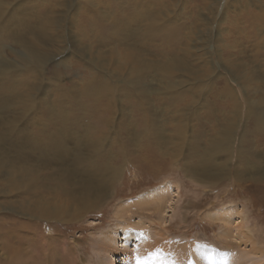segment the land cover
Segmentation results:
<instances>
[{
    "label": "rangeland",
    "instance_id": "374dc122",
    "mask_svg": "<svg viewBox=\"0 0 264 264\" xmlns=\"http://www.w3.org/2000/svg\"><path fill=\"white\" fill-rule=\"evenodd\" d=\"M128 1L0 0V264H184L198 242L264 262V0H153L151 36ZM123 220L125 251L104 241Z\"/></svg>",
    "mask_w": 264,
    "mask_h": 264
},
{
    "label": "bare ground",
    "instance_id": "6f19581e",
    "mask_svg": "<svg viewBox=\"0 0 264 264\" xmlns=\"http://www.w3.org/2000/svg\"><path fill=\"white\" fill-rule=\"evenodd\" d=\"M152 3H154V1L150 2L149 0H129L128 5H127V9L132 10V11H134V9L137 6H139V13H142L146 16V18H147V23L145 22L146 28L144 27L145 28V34H144L145 36H147V35L151 36V34L153 35V32L155 33V26H156L155 22L158 19L157 18L158 14L156 13V11L154 12L153 10H151V5H153ZM214 8L215 9H213V12L212 11L209 12L205 16V19H202L200 21L201 25L199 23V32L197 35H198V39L199 40L201 39V42L205 41V40H203V38H205L204 37L205 33L209 29L210 24L212 23L214 12L217 8V3H216ZM224 14H225V10L221 16L224 17ZM165 16H167V15H165ZM132 19L133 18H131L130 20H132ZM162 19H164V17ZM135 20L137 21L136 18H135ZM163 23H164V21H163ZM114 25L127 27V25L130 26V22H129V24H127L126 22H122V21L119 22L118 21V22H115ZM163 32H164V30H163ZM50 34H51V36H53L52 39H50V41L53 44V42L56 41L55 38H57L58 33H57L55 28H52ZM211 36L212 35H209L206 37L209 38ZM205 42H202V43H205ZM59 49H60V47H59ZM58 52H60V50H58ZM113 53L118 55L119 57H121L120 58L121 63H118L119 66L123 67V66H126L128 63H131V64H133L132 69H134L135 73L138 72L137 70H140L141 65H143L142 68L144 67L145 70H146V68H151L150 66H148L146 60L139 59L137 57L138 55L133 54L132 52L131 53L129 52V54H126L124 52L121 53L119 50L115 49V52H113ZM45 63L46 62L44 60H42V57L37 55V54H32V53L26 54V60L23 58L22 64H26L27 66L31 67V70L33 71L30 78L34 84L39 79H42L43 77H45V75L43 74ZM7 66H8V61L4 64V66H2V64L0 63V73L3 72L4 70H7ZM39 85H41V82ZM87 86H90L93 89H97V87L92 83H89ZM39 89L40 88L38 87V91H39ZM109 121H110V119L107 120V122H109ZM91 194H92L91 198L93 199V201L89 200V202L87 203V201H88L87 200L85 202V204L87 203V205H86L87 207L93 206L94 204L103 200L107 196V193L105 191H101L100 188H97L95 191H92ZM116 213L118 215H122V217H124L125 215H127L129 213V209H126V210L119 209L116 211ZM130 228H131V222L123 220L121 224H118L115 227V230H113L112 232H107L104 235V236H106L105 240H104V238H103V240L105 241V243L113 246L114 248H116L118 250L125 251V250H127L126 242L130 239V236H131ZM190 246H193L192 247L193 249L192 248L187 249L188 247L183 248L184 251H183V256H182L183 260L182 261H184V264H264V262L260 261V260H262V256H259L256 258L248 252H245V253L240 254V255L237 254L235 251H232V250H230V251L225 250L223 252H220V251H217L216 249H214L213 247H207L206 245L201 244L200 242L195 243L194 245H190ZM125 253L127 254L128 252H125ZM144 253H145L144 251L140 250L138 253V256H135L137 258L136 260H141L143 258ZM138 257H139V259H138ZM123 258H124V256H120V255H117V256L114 255L113 256L112 255V258L109 260L110 262H108V263L106 262V264H121ZM26 261H25V264H26ZM134 262H136V261L134 260Z\"/></svg>",
    "mask_w": 264,
    "mask_h": 264
}]
</instances>
